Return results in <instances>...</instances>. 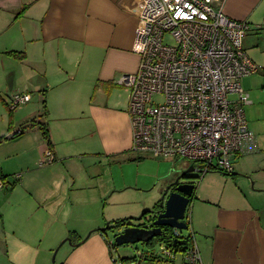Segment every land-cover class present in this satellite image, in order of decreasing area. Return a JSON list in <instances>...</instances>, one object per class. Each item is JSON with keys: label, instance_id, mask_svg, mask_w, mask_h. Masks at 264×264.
<instances>
[{"label": "crops", "instance_id": "1", "mask_svg": "<svg viewBox=\"0 0 264 264\" xmlns=\"http://www.w3.org/2000/svg\"><path fill=\"white\" fill-rule=\"evenodd\" d=\"M139 4L140 0H0V175L12 182L10 189L0 191V264H43L35 248L44 238L42 228L29 221L36 206L37 212L43 208L31 204L35 193L23 185L22 173L41 167L40 160L47 152L57 160L59 150L54 142L59 138L65 143L68 135L64 126L57 137L47 118L45 98L52 114L57 108L67 109L69 94L77 97L69 111L85 113L89 106L94 119L92 132L108 154L123 150L121 138L128 141V149L131 146L128 105L116 108L110 103L122 91L118 83L121 78L139 67L140 56L135 50ZM223 11L233 20L264 30V0H226ZM84 83L88 94L93 90L94 96L80 103ZM33 93L39 100L32 114L21 120L20 112L13 113L15 109L10 108L12 97L30 96L22 104L25 106L32 102ZM34 120L47 124L51 145L40 136V127L30 126ZM254 143L253 151L259 144L256 137ZM235 157L233 175L209 172L220 176L204 178L202 192L206 194L202 197V176L195 177V203L187 208L189 219L185 218L184 223L188 229L182 232L186 231L183 236H194L203 264H264V157L258 161L246 159L251 168L245 171L235 169ZM175 178L170 175L165 187ZM212 179H220L224 185L220 194H215V189L206 191V183ZM99 229L90 226L83 234L77 233L78 237L73 232L54 230L47 244L53 251L69 236L65 242L70 240L71 246L61 264H112L108 243ZM120 258L121 264H177V260L168 261L147 252Z\"/></svg>", "mask_w": 264, "mask_h": 264}, {"label": "built area", "instance_id": "2", "mask_svg": "<svg viewBox=\"0 0 264 264\" xmlns=\"http://www.w3.org/2000/svg\"><path fill=\"white\" fill-rule=\"evenodd\" d=\"M225 1L140 0L135 48L139 67L118 82L128 91L135 154L183 160L203 176L211 170L232 173V157L253 151L255 136L244 112L251 99L241 79L261 67L243 47L249 23L229 18ZM168 34L175 44L166 42ZM29 100L16 94L10 108ZM47 156L54 160L51 152ZM10 182L0 175V191L10 189ZM181 232L174 229V236L186 242L183 264H203L193 235L181 238ZM163 244L162 257L173 262L175 247ZM108 246L114 248L113 240Z\"/></svg>", "mask_w": 264, "mask_h": 264}, {"label": "rangeland", "instance_id": "3", "mask_svg": "<svg viewBox=\"0 0 264 264\" xmlns=\"http://www.w3.org/2000/svg\"><path fill=\"white\" fill-rule=\"evenodd\" d=\"M250 28L251 31L245 37L243 47L248 57L261 67V71L242 78L241 85L250 94L251 104L244 106V112L247 123L259 144L254 151L234 158L235 169L243 171L251 168L246 159L258 161L264 157V30H257L255 26ZM166 42L175 44L170 34L166 36ZM83 85L80 103L86 99L90 101L94 96V91L91 90L88 94L86 83ZM121 90L115 97L111 98V106L120 108L121 105L124 107L128 105L125 101L127 99L126 91L123 87ZM31 96L33 100L30 104L20 105L13 111V113L20 112L21 120L32 114L33 106H36L34 104L39 100V98L36 99L35 93ZM101 96L104 98L103 95ZM76 99L75 94H69L66 97L67 109L57 108L52 114L51 110L48 111V98H45L49 122H52L55 127L57 137L58 133L62 134L63 127L67 126V141L63 143L61 139L56 138L55 149L59 150L57 160L55 157L53 161L49 162L50 158L46 153L44 155L46 157L40 160L41 167L22 173L23 185L30 193H35L31 204H40L43 208L37 212L36 206L29 219L31 224H38L42 228L44 238H40V246L35 248L36 252L40 253L43 264L44 262L61 264L63 254L71 246L69 242H65L66 239H69V236H66L51 251L47 241L54 230L58 233L63 231L67 234L73 232L75 237H78L90 226L99 229L111 221L129 219L132 225H142L144 220L136 221L132 218L154 211L162 202L169 186L165 187V182L170 175H180L190 168V163L183 160L166 161L141 156L144 159L139 160L138 158V161H134L133 159L137 158L138 155L132 151V139L131 148L129 147L131 151L126 146L128 141L121 138L123 150L116 154H108L101 139H98L92 132L94 131V119L91 115V108L87 106L85 113L74 109L69 111L70 106L76 103ZM155 100L161 101V98L155 97ZM49 103H52L51 100ZM103 114L107 117L106 111ZM40 136L46 140L42 131ZM116 142L119 145V141L116 140ZM236 170L235 172H237ZM237 173L242 174L241 172ZM218 174L220 173L218 172ZM210 175L220 176L207 173L201 177L199 182V185L201 184L200 197L206 194L202 192V184L204 178ZM196 176L200 178L201 174L198 172L191 173L192 183L195 182ZM223 186L220 179H212L206 183L205 189L207 192H213L215 189V194H220ZM194 203L195 201L192 202V204ZM106 234L107 236H104L105 242L106 239H114V234L111 231ZM193 239L195 240L194 236ZM162 249L163 245L157 239L153 240L152 246L137 243L116 246V248L109 247L112 264H121L120 257L126 255L134 257L138 254L137 252L155 253L163 258ZM54 257L55 261H53ZM175 260H177V264H182L181 252L177 253Z\"/></svg>", "mask_w": 264, "mask_h": 264}, {"label": "water", "instance_id": "4", "mask_svg": "<svg viewBox=\"0 0 264 264\" xmlns=\"http://www.w3.org/2000/svg\"><path fill=\"white\" fill-rule=\"evenodd\" d=\"M196 172H199V170L190 167L176 176L165 192L160 213L153 214L147 219H142L143 214L137 218H133L136 221L144 220L142 225L123 224L119 227L115 225V228L111 231V233L114 234L115 245L120 247L137 243L148 244L154 239L165 235L163 228L181 231L187 230L188 226L184 223L185 214L188 206L192 202L195 188L194 184L191 182L192 177L190 175ZM106 229H109V224L99 230L101 233H107L108 231ZM69 242L71 241L69 240ZM184 243L185 242L180 241V244ZM53 261H55V257Z\"/></svg>", "mask_w": 264, "mask_h": 264}, {"label": "trees", "instance_id": "5", "mask_svg": "<svg viewBox=\"0 0 264 264\" xmlns=\"http://www.w3.org/2000/svg\"><path fill=\"white\" fill-rule=\"evenodd\" d=\"M12 55V54H11ZM15 55V53H14ZM16 56H22L21 54H16ZM45 111H46V108H45ZM47 113V112H46ZM31 127H34V126H38L40 127V129L43 131V134L46 138V140L48 141L49 145H51V140H50V134H49V130H48V126L47 124H44V123H39L37 122V120L31 122L30 124ZM3 140V139H2ZM7 140V139H6ZM139 160H142V158L140 157ZM209 172H221V173H224L226 175H233V172L232 173H226V172H223V171H218V170H213V171H209ZM208 172V173H209ZM191 176V175H190ZM195 188H194V191H193V197L195 196V192H196V189H197V184L194 182L193 183ZM162 203V202H161ZM161 212V204L154 210V211H151V212H148V213H143L142 215V219H147L149 218L150 216H152L153 214H158ZM133 219V218H132ZM130 220L129 219H124V220H118V221H112L109 224V229L107 231H112L113 228H115V225H117L116 227H119L120 225H123V224H131L129 222ZM189 225V223H188ZM120 229V228H119ZM164 232H165V235L163 237H159V238H156L162 245H165L163 243H167L169 246H172V247H175L174 248V252L178 253V252H181L183 249H184V245L186 244V242L183 240L182 242H185L184 244H180V240L178 238H176L174 236V230L173 229H170V228H163ZM100 232V230H98ZM103 234L104 236H107L106 233H101ZM181 235L180 236L181 238H189L191 237L192 235H188V236H183L184 233L181 232ZM107 241L109 239H106ZM155 240V239H154ZM149 246H152L153 244V241L149 242L148 243ZM113 246L116 248V245H115V242H114V239H113ZM154 257H159L157 254L155 253H151ZM160 258V257H159ZM165 259V258H164Z\"/></svg>", "mask_w": 264, "mask_h": 264}, {"label": "bare ground", "instance_id": "6", "mask_svg": "<svg viewBox=\"0 0 264 264\" xmlns=\"http://www.w3.org/2000/svg\"><path fill=\"white\" fill-rule=\"evenodd\" d=\"M211 171H213V170H211Z\"/></svg>", "mask_w": 264, "mask_h": 264}, {"label": "flooded vegetation", "instance_id": "7", "mask_svg": "<svg viewBox=\"0 0 264 264\" xmlns=\"http://www.w3.org/2000/svg\"><path fill=\"white\" fill-rule=\"evenodd\" d=\"M142 227V226H141Z\"/></svg>", "mask_w": 264, "mask_h": 264}]
</instances>
